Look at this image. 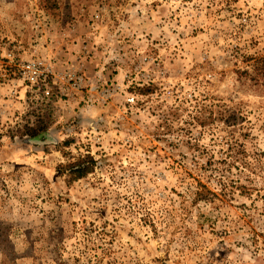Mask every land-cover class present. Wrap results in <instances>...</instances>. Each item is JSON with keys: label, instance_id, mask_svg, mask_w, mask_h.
<instances>
[{"label": "rangeland", "instance_id": "obj_1", "mask_svg": "<svg viewBox=\"0 0 264 264\" xmlns=\"http://www.w3.org/2000/svg\"><path fill=\"white\" fill-rule=\"evenodd\" d=\"M262 60L264 0H0V264H264Z\"/></svg>", "mask_w": 264, "mask_h": 264}, {"label": "trees", "instance_id": "obj_2", "mask_svg": "<svg viewBox=\"0 0 264 264\" xmlns=\"http://www.w3.org/2000/svg\"><path fill=\"white\" fill-rule=\"evenodd\" d=\"M262 62V70L264 71V60ZM45 130L40 128H28L25 132V136H28L30 138H33V140L39 141L38 139H46L47 135L44 134ZM43 133V134H42ZM65 146L68 145V142L64 144ZM96 162L94 159L89 156H81L79 157L75 162L70 163L66 166L62 165L60 167L62 173L67 177L68 183L76 182L78 180H81L85 177H87L89 174L94 172ZM205 191H207V188L204 187ZM200 197L202 193L199 194Z\"/></svg>", "mask_w": 264, "mask_h": 264}, {"label": "built area", "instance_id": "obj_3", "mask_svg": "<svg viewBox=\"0 0 264 264\" xmlns=\"http://www.w3.org/2000/svg\"><path fill=\"white\" fill-rule=\"evenodd\" d=\"M8 59L12 70H15L17 73H19V75L23 78L24 81L34 87H39L41 84H45L50 75H52L51 68L47 67L43 62H19L12 55H10ZM5 80V75L0 76V83L4 82Z\"/></svg>", "mask_w": 264, "mask_h": 264}]
</instances>
